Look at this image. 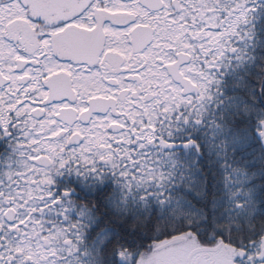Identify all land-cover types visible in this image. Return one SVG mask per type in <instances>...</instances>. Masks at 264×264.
I'll return each mask as SVG.
<instances>
[{
  "label": "snow or ice",
  "instance_id": "obj_1",
  "mask_svg": "<svg viewBox=\"0 0 264 264\" xmlns=\"http://www.w3.org/2000/svg\"><path fill=\"white\" fill-rule=\"evenodd\" d=\"M0 264H264V0H0Z\"/></svg>",
  "mask_w": 264,
  "mask_h": 264
}]
</instances>
